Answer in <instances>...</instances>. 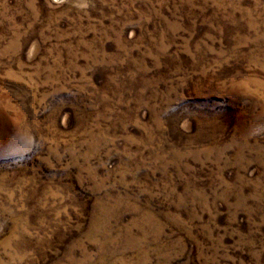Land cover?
Returning <instances> with one entry per match:
<instances>
[{"label": "rangeland", "instance_id": "rangeland-1", "mask_svg": "<svg viewBox=\"0 0 264 264\" xmlns=\"http://www.w3.org/2000/svg\"><path fill=\"white\" fill-rule=\"evenodd\" d=\"M0 264H264V0H0Z\"/></svg>", "mask_w": 264, "mask_h": 264}]
</instances>
